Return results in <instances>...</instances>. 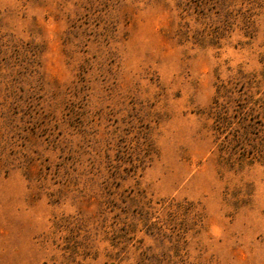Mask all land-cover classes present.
<instances>
[{
  "label": "rangeland",
  "instance_id": "374dc122",
  "mask_svg": "<svg viewBox=\"0 0 264 264\" xmlns=\"http://www.w3.org/2000/svg\"><path fill=\"white\" fill-rule=\"evenodd\" d=\"M0 264H264V0H0Z\"/></svg>",
  "mask_w": 264,
  "mask_h": 264
}]
</instances>
